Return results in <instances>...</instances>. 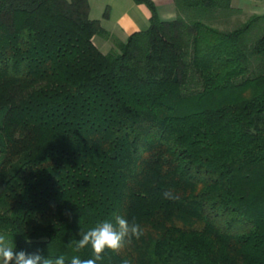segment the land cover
Here are the masks:
<instances>
[{
    "label": "trees",
    "instance_id": "obj_1",
    "mask_svg": "<svg viewBox=\"0 0 264 264\" xmlns=\"http://www.w3.org/2000/svg\"><path fill=\"white\" fill-rule=\"evenodd\" d=\"M134 1L123 41L88 0H0V234L70 264L119 215L142 235L97 264H264V14Z\"/></svg>",
    "mask_w": 264,
    "mask_h": 264
},
{
    "label": "clouds",
    "instance_id": "obj_2",
    "mask_svg": "<svg viewBox=\"0 0 264 264\" xmlns=\"http://www.w3.org/2000/svg\"><path fill=\"white\" fill-rule=\"evenodd\" d=\"M166 199H176L171 191H165ZM81 238L77 241L75 251H80L87 246H91L93 257L81 259L73 256L70 264H97L103 259L106 250L120 253L125 243L133 237L139 238L142 235L141 226L134 220H129L123 216L117 215L115 223L103 221L92 227L86 232L79 233ZM0 264H65L64 256L56 259L44 257L37 253H26L25 251H16L15 245L5 234H0ZM123 264H131L127 259Z\"/></svg>",
    "mask_w": 264,
    "mask_h": 264
},
{
    "label": "crops",
    "instance_id": "obj_3",
    "mask_svg": "<svg viewBox=\"0 0 264 264\" xmlns=\"http://www.w3.org/2000/svg\"><path fill=\"white\" fill-rule=\"evenodd\" d=\"M152 1L160 19L171 20L176 17L173 0ZM88 4L89 18L98 20L102 28L123 41L133 32L145 30L149 26L151 12L143 3H136L134 0H88ZM231 7L239 9L243 19L264 14V0H231ZM95 40L100 41V49L107 47L109 43L112 46L109 40L99 36L94 37L97 45Z\"/></svg>",
    "mask_w": 264,
    "mask_h": 264
},
{
    "label": "rangeland",
    "instance_id": "obj_4",
    "mask_svg": "<svg viewBox=\"0 0 264 264\" xmlns=\"http://www.w3.org/2000/svg\"><path fill=\"white\" fill-rule=\"evenodd\" d=\"M96 43H97V46L100 47V41H96ZM109 48H110V43L108 44L107 47H104V48L102 47L101 50H103L104 52H107L109 50Z\"/></svg>",
    "mask_w": 264,
    "mask_h": 264
}]
</instances>
